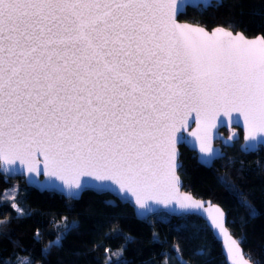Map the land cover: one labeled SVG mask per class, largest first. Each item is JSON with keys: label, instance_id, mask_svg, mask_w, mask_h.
Returning a JSON list of instances; mask_svg holds the SVG:
<instances>
[{"label": "snow or ice", "instance_id": "6c2138e0", "mask_svg": "<svg viewBox=\"0 0 264 264\" xmlns=\"http://www.w3.org/2000/svg\"><path fill=\"white\" fill-rule=\"evenodd\" d=\"M201 2L220 6V0H0V171L23 168L58 180L69 199L86 190L122 203L134 198L141 217L152 203L175 202L186 214L200 209L180 195L176 175L177 144L188 143L176 133L189 117L195 114L192 135L200 139L219 117L236 113L246 128L242 150L264 143V36L177 22ZM200 151L202 163L223 158L211 147ZM213 225L224 230L215 219ZM75 226L64 223L43 252L62 248ZM227 250L231 264H243L237 241Z\"/></svg>", "mask_w": 264, "mask_h": 264}, {"label": "trees", "instance_id": "16d2710c", "mask_svg": "<svg viewBox=\"0 0 264 264\" xmlns=\"http://www.w3.org/2000/svg\"><path fill=\"white\" fill-rule=\"evenodd\" d=\"M178 19L207 29L224 26L246 36H264V0H221L218 7H188ZM179 150L182 167L177 172L182 188L196 197L217 202L224 209L226 225L243 253L253 264H264V149L246 153L233 145L224 150L223 158L214 159L208 167L198 163L194 152L185 146L180 145ZM15 182L17 192L6 197L5 191ZM111 200L116 206L106 203ZM243 201L255 209L254 216ZM64 223L76 226L63 239V247H52L50 254L44 253L43 249L55 240ZM22 261L225 264L220 243L196 214L171 216L158 212L139 219L127 203L110 194L86 190L78 200L69 199L28 187L21 177L0 174V264Z\"/></svg>", "mask_w": 264, "mask_h": 264}, {"label": "water", "instance_id": "95a60500", "mask_svg": "<svg viewBox=\"0 0 264 264\" xmlns=\"http://www.w3.org/2000/svg\"><path fill=\"white\" fill-rule=\"evenodd\" d=\"M211 2H217V0H211ZM200 7L205 8L203 6L202 2H201ZM177 22L181 23V24H190L192 26L203 27L202 25H199L197 23L179 20L178 17H177ZM216 27H224V26H214V27H211L210 29H207L205 27L204 28L209 33H211L212 30L215 29ZM224 28L226 30L232 31L231 29H229L227 27H224ZM232 32L234 34L238 33V32L242 33L239 30L232 31ZM244 36L248 39H255L257 37H262L261 34H256L254 36H246V35H244ZM237 116H238V114L233 113V118H231V119H229L228 117H225V116L219 117L215 121L216 126L209 128L207 135L201 133L200 134L201 138L197 139L196 136L192 135L193 132L197 131V123L195 122V114L193 113L192 116L189 117V119H188L187 126L181 128L180 131L176 133L177 136H183L188 141V143L177 144V152H178L177 163L181 165V161L179 160V154H180L179 146L183 145L188 150L194 152V154L196 156V160L198 163H200L206 167L210 166L211 163L213 162V160L211 162H208V163H202L201 162L203 157H204V153H201V151H200L201 145H203V147L206 149L211 147L214 151L222 153V156H223L225 154V152H224V149L222 147H226V146L231 145L232 141L237 139V137H238L237 128H239L241 130V133H242L241 134L242 141L240 143V149L242 150L243 146L247 143V141L245 140L246 128L244 126V121H243L242 116L239 117V123L236 122ZM221 120L224 121L223 124L220 123ZM223 127L228 130L227 135L223 134V132L220 130ZM215 140H219L220 144H215L214 143ZM259 147H262L264 149V143H262ZM242 151L247 153V151H244V150H242ZM41 160H42V157H41ZM3 167H7V166L4 165ZM40 167H41V169L43 168L42 163H41ZM177 170H178V168H177ZM177 170H176V175L179 178L178 189H179L180 195L181 196H191L194 201H196L202 205V207L200 209L191 210L190 212H188V214H196L205 222V224L210 229V231L212 232L215 239L220 243L221 252H222L225 264H231V256L229 255L228 250H227L228 246L232 240H235L238 243H239V241H238V239H236L232 235L231 231L229 230V228L226 225L227 216H226L224 209L217 202H214L209 198L196 197L191 192L183 189L182 188V180H181L180 176L178 175ZM0 174H2L3 176H6V177H21L23 179L25 185L28 187H32L38 191H50V192L58 193V194L62 195L63 197L68 198L67 196L63 195V185L61 184L60 181L55 180V181H52L50 183L48 178L43 174H41L39 176H37L35 173L29 174V173H27L26 169H23V168L17 173L5 175V173L3 171H0ZM30 177L32 180L35 181V183L29 182ZM82 179H90V178L85 177ZM91 191L97 193L94 190H91ZM111 196L120 201V199H118L116 196H114V195H111ZM127 204L132 208L134 215L139 219L147 218L149 215L154 214V213H158V212H165L171 216H180V215L186 214V211H187L185 209H181L179 204L175 203V202H173L172 204H169L167 207L163 204L152 203L153 211L148 212L145 214L144 217H141V216L137 215V206H134V198H133L132 203H127ZM171 208H175L176 211L175 212L169 211V209H171ZM216 209H219L220 212L223 213V216H220L216 212ZM213 219H215L217 221V223H220L223 225V229H224L223 231L220 228H217L213 225ZM239 249H240V252L243 254V257H242L243 264H253L252 261L243 253V249H242L240 243H239ZM236 258L238 260L241 259L239 254H236Z\"/></svg>", "mask_w": 264, "mask_h": 264}, {"label": "flooded vegetation", "instance_id": "af4514ba", "mask_svg": "<svg viewBox=\"0 0 264 264\" xmlns=\"http://www.w3.org/2000/svg\"><path fill=\"white\" fill-rule=\"evenodd\" d=\"M222 132H223V134H225V135H227V133H228V130L226 129V128H221L220 129ZM237 132H238V137H237V139H235V140H233L232 141V143H231V145H229V146H226V147H222L224 150H226L228 147H232L233 145H238V147H239V149H240V143H241V141H242V138H241V130L239 129V128H237ZM214 143L215 144H220V141L219 140H215L214 141ZM259 148H261V147H259ZM258 148V149H259ZM241 150V149H240ZM242 151V150H241Z\"/></svg>", "mask_w": 264, "mask_h": 264}, {"label": "rangeland", "instance_id": "374dc122", "mask_svg": "<svg viewBox=\"0 0 264 264\" xmlns=\"http://www.w3.org/2000/svg\"><path fill=\"white\" fill-rule=\"evenodd\" d=\"M17 183H13L9 188H7V190L5 191V196L6 197H13L15 195V193L17 192Z\"/></svg>", "mask_w": 264, "mask_h": 264}]
</instances>
